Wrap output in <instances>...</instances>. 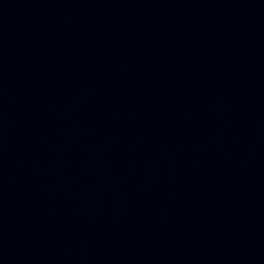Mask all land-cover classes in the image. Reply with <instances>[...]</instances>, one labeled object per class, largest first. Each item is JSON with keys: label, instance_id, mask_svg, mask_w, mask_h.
Segmentation results:
<instances>
[{"label": "water", "instance_id": "obj_1", "mask_svg": "<svg viewBox=\"0 0 264 264\" xmlns=\"http://www.w3.org/2000/svg\"><path fill=\"white\" fill-rule=\"evenodd\" d=\"M0 264H264V0H0Z\"/></svg>", "mask_w": 264, "mask_h": 264}]
</instances>
